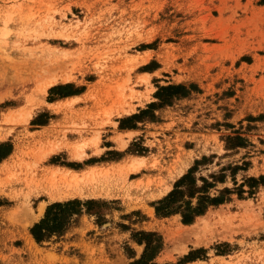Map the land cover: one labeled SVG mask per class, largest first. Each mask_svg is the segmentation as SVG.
<instances>
[{
  "label": "rangeland",
  "instance_id": "374dc122",
  "mask_svg": "<svg viewBox=\"0 0 264 264\" xmlns=\"http://www.w3.org/2000/svg\"><path fill=\"white\" fill-rule=\"evenodd\" d=\"M0 131V264H133L140 232L161 236L157 264H264V0H0ZM92 167L82 194L47 195L56 170ZM193 167L226 201L157 215ZM73 199L96 203L37 242Z\"/></svg>",
  "mask_w": 264,
  "mask_h": 264
},
{
  "label": "trees",
  "instance_id": "16d2710c",
  "mask_svg": "<svg viewBox=\"0 0 264 264\" xmlns=\"http://www.w3.org/2000/svg\"><path fill=\"white\" fill-rule=\"evenodd\" d=\"M179 88H182V86L172 85L162 87L157 92V96H160L165 91L172 92L171 90ZM50 93L57 94L62 98L79 94V92L73 91L69 84L55 86L51 88ZM146 112L147 110H143L139 114H135L121 122L125 124L137 121ZM129 127L134 128L131 125ZM11 152V144L1 143L0 162L7 158ZM203 159H206V157ZM196 164H199V162L197 161ZM195 172L196 168H191L187 174L176 182L174 189L165 198L155 203L157 215L170 216L180 214L183 223L192 224L199 216L204 215L211 206H217L226 201L224 193L230 192L229 190L221 191L219 196L211 195L210 190L215 185L209 182L207 178H196ZM261 179L264 180V178ZM199 180L203 184H199ZM252 180L256 181V179ZM94 203L96 202L93 200L83 202L80 199H73L49 205L44 218L32 227V236L37 242L41 243L49 240L53 235H62L71 226L74 216L80 215L83 212L82 206ZM137 236L139 237L137 238V242L140 244L144 243L146 246L142 257L133 262V264H157L155 259L162 248L161 236L157 233L147 232H140Z\"/></svg>",
  "mask_w": 264,
  "mask_h": 264
},
{
  "label": "bare ground",
  "instance_id": "6f19581e",
  "mask_svg": "<svg viewBox=\"0 0 264 264\" xmlns=\"http://www.w3.org/2000/svg\"><path fill=\"white\" fill-rule=\"evenodd\" d=\"M53 85H55L54 81L45 84L42 87V89L40 90V93L41 94L47 93L48 88L53 86ZM74 99L77 100L78 97H74L73 101H74ZM47 104H49V109L52 110V108H53V110H54V109H57L58 106L60 108L64 107V104H66V103L55 104V103L47 102ZM126 111H128V109L125 110L124 112H126ZM57 112H59V111H57ZM132 112H133V108H131L127 113L131 114ZM30 113L31 112L29 111L26 114L23 113L21 115L23 117L24 122L29 121V119L32 116V114H30ZM2 140H4V136H2V132L0 131V142ZM57 150H58V147L56 148V151ZM76 154H74V155L78 156ZM133 167H134L133 170L136 171L139 169L140 166L134 164ZM104 172L105 171H103V170L99 171L93 167L91 168V170H88L87 172H84L83 174L82 173L81 174L74 173L73 170H71L69 172L65 169L64 170L63 169L56 170L54 172L53 179L50 181L51 187H50L49 193H47V195H50L51 198L59 201V200L72 198L73 196H77L79 194H82V191L85 188V186H89L90 183L91 184L95 183L98 179L100 180V178L103 176ZM91 188H92V191H94V187L91 186ZM33 242H35V241L33 240Z\"/></svg>",
  "mask_w": 264,
  "mask_h": 264
},
{
  "label": "crops",
  "instance_id": "0c3cea01",
  "mask_svg": "<svg viewBox=\"0 0 264 264\" xmlns=\"http://www.w3.org/2000/svg\"><path fill=\"white\" fill-rule=\"evenodd\" d=\"M75 97H78V96H75ZM74 97H71V99H73ZM79 98V97H78Z\"/></svg>",
  "mask_w": 264,
  "mask_h": 264
}]
</instances>
